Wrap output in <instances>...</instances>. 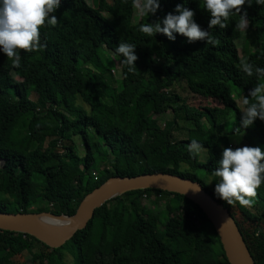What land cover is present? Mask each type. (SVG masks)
Wrapping results in <instances>:
<instances>
[{
	"label": "trees",
	"instance_id": "16d2710c",
	"mask_svg": "<svg viewBox=\"0 0 264 264\" xmlns=\"http://www.w3.org/2000/svg\"><path fill=\"white\" fill-rule=\"evenodd\" d=\"M176 4L193 10L194 20L217 38L215 47L189 43L181 34L173 41L161 33L149 38L138 32L140 23L157 22ZM244 8L248 27L257 33L244 60L264 66V6ZM135 14L131 0H97L96 5L61 0L54 13L57 26L41 28L38 51L20 50L19 68L0 52V210L71 216L110 177L172 173L199 181L225 206L255 263L264 264V183L255 204L244 208L215 195L211 176L222 149L235 148L230 138L241 123L236 98L257 82L238 71L242 58L236 42L244 35L233 28L238 15L223 29H208L210 16L199 0H160L155 14L138 15L137 21ZM125 40L137 45L131 73L114 53ZM109 56L120 64L119 79ZM178 80L194 96L218 100L222 107L189 105L174 89ZM169 109L174 118L165 128L158 117ZM178 120L192 127L190 137L174 139ZM243 131L244 145L264 149V122L256 119ZM191 139L207 150L206 163L188 152ZM26 251L29 257L21 262ZM0 264L229 262L196 204L178 193L142 189L107 201L85 229L59 248L0 229Z\"/></svg>",
	"mask_w": 264,
	"mask_h": 264
},
{
	"label": "clouds",
	"instance_id": "9594fccd",
	"mask_svg": "<svg viewBox=\"0 0 264 264\" xmlns=\"http://www.w3.org/2000/svg\"><path fill=\"white\" fill-rule=\"evenodd\" d=\"M137 14L153 15L160 7V0H131ZM186 2V0H185ZM61 0H0V52L6 54L14 68L20 67L21 53L36 52L41 47V28L56 27L58 20L54 13L60 7ZM253 4L264 6V0H199V5L209 13L208 29L216 26L223 29L231 16L238 15L234 29L244 31L248 27L247 8ZM138 32L146 37L161 33L168 40H175V34H181L189 43L204 41L215 47L218 44L210 31L202 29L194 20L193 10L176 4L173 11L155 23H140ZM137 45L125 41L118 42L114 49L116 56L121 57L120 63L125 65L127 72L134 71L137 60ZM264 55V52H260ZM239 72L243 75L255 76L256 83L241 99V123L235 127V135L242 136L244 128L251 126L256 119L264 122V66L240 60ZM85 112L88 108L85 106ZM203 149L196 139L188 143L190 154H199ZM206 163V161H203ZM211 176L216 178L214 193L228 205L238 202L241 207H252L257 198V189L264 183V149L260 146L224 147ZM209 181L208 183H210ZM257 236L260 235L258 231Z\"/></svg>",
	"mask_w": 264,
	"mask_h": 264
},
{
	"label": "water",
	"instance_id": "95a60500",
	"mask_svg": "<svg viewBox=\"0 0 264 264\" xmlns=\"http://www.w3.org/2000/svg\"><path fill=\"white\" fill-rule=\"evenodd\" d=\"M158 189L184 195L196 204L212 223L229 264H256L229 210L217 202L199 181L172 173L113 176L88 193L75 214L51 212H5L0 210V229L33 236L51 248H59L85 229L95 212L107 201L126 192Z\"/></svg>",
	"mask_w": 264,
	"mask_h": 264
},
{
	"label": "rangeland",
	"instance_id": "374dc122",
	"mask_svg": "<svg viewBox=\"0 0 264 264\" xmlns=\"http://www.w3.org/2000/svg\"><path fill=\"white\" fill-rule=\"evenodd\" d=\"M87 1L91 5H96V2H97V0H87ZM137 19H138V14L136 11L135 21H137ZM256 36H257V33L254 27H251V28L247 27L244 30V35L239 40H237L236 43L239 48V52H240L242 60L245 59L244 57H246V55L253 48V46H255L254 41H255ZM254 49H256V47H254ZM107 59H108L110 66L112 67V73L115 76V78H118V79L121 78L122 73H121V68H120V64L118 63V61L114 60L112 56H109ZM174 89L181 97L186 99L187 103L191 106H194L197 108H205V107L212 108L214 106L222 107L221 103H219L218 100H215L212 98H202V97L194 96L193 94H191L188 91L186 84L183 80H178V82L174 85ZM30 99L36 102V96L34 94L30 95ZM241 99L242 98L240 97L236 98V101L239 107L242 108L243 105L241 104ZM230 116H232V114ZM173 118H174L173 111L169 109L167 112H165L164 114L158 117V121L162 127L167 128L170 126V122L173 120ZM191 128L192 127L189 126V124L185 123L184 121L178 120L177 127L175 128L176 130L174 134V139L180 140V139H186L190 137L189 131L192 130ZM76 142L78 144V153L83 154L84 150L81 144V138L80 137L76 138ZM230 143L235 148L239 146H243L244 145L243 135L242 136H238V135L232 136L230 138ZM198 155H199V161H202V162L207 161L208 154L205 148H203L202 151ZM10 208H12V206H9V209ZM28 257H29V253L26 251L20 257V261L26 262Z\"/></svg>",
	"mask_w": 264,
	"mask_h": 264
}]
</instances>
